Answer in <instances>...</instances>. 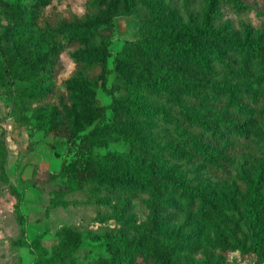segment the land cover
I'll use <instances>...</instances> for the list:
<instances>
[{"label":"rangeland","instance_id":"obj_1","mask_svg":"<svg viewBox=\"0 0 264 264\" xmlns=\"http://www.w3.org/2000/svg\"><path fill=\"white\" fill-rule=\"evenodd\" d=\"M7 1L28 6L34 0ZM87 1L51 0L45 14L82 16ZM239 1L246 11L230 10L222 0H152L149 2L167 16H154L144 10L146 7L137 6L134 13L119 15L114 20L108 88L120 82L114 71L116 55L126 43L143 38V27L182 40L186 37L190 44L199 39L202 48L229 50L245 57L240 71L244 76L243 87L253 103L244 114L247 118L255 115L257 122L253 137L237 140L225 175L204 174L199 169L200 163L191 167L176 148L172 132L166 126L152 128L156 116L162 113L187 128L210 116L207 107L174 94L172 87L164 97L156 96L139 104L148 115L145 139L170 151L167 165L176 175L164 193L170 200L174 218L164 222L161 232L166 236L165 243L176 248L180 256L178 264H264V223L258 218L264 208V79L259 61L248 56L247 47L264 33V0ZM6 24L0 15V31ZM5 49V45L0 47V264H63L61 260L67 256L61 231L68 227L83 233L82 245L72 255L73 264H102L110 257L108 229L151 245L150 231L155 222L146 195L135 197L95 185H81L73 176L61 172L62 164L74 157L72 149L66 138L53 137L42 130L29 104L21 100V94L31 83L10 81L4 75ZM61 61L63 69L57 89L44 105L61 106L68 101L66 83L76 68L72 48L62 52ZM136 62L141 64L138 71L142 81H175L179 75L172 68H156L146 56L136 54ZM97 100L101 105H110L112 97L99 87ZM113 117L109 109L107 121ZM225 138L215 140L212 146L227 151ZM128 149L126 142L118 140L98 152ZM180 185L211 194L216 225L198 217L196 208L176 194L174 189ZM130 261L137 264L136 256Z\"/></svg>","mask_w":264,"mask_h":264},{"label":"trees","instance_id":"obj_2","mask_svg":"<svg viewBox=\"0 0 264 264\" xmlns=\"http://www.w3.org/2000/svg\"><path fill=\"white\" fill-rule=\"evenodd\" d=\"M149 1L152 0H88L82 16L66 17L58 12L45 14L51 0H34L28 6L0 0V15L7 21L0 31V47H6L4 75L10 81L31 83L21 94V100L29 104L42 130L67 139L74 157L62 164L61 172L73 176L81 185H95L135 197L146 195L152 208L155 222L150 231L152 244L136 242L115 229H108L111 255L102 264H131L132 256H136L137 264H178L180 258L176 248L165 243L166 236L161 232L164 222L174 218L170 200L164 197L166 186L176 179L167 165L170 151L145 139L148 115L139 107L140 103L156 96L162 98L172 87L174 94L209 109L208 118L187 128L164 113L156 116L152 127L157 130L166 126L190 166L200 163L199 169L208 175L228 173V161L231 151L237 149V140L253 137L257 122L255 115L247 118L244 114L253 103L243 87L244 76L240 71L245 57L229 50L202 48L198 35L195 36L198 41L190 44L186 37L182 40L143 27V38L126 43L116 55L114 71L120 82L107 87L114 20L119 15L134 13L137 6L146 7L144 10L154 16H167ZM222 1L230 10H247L239 0ZM68 47L73 49L76 62L66 83L68 101L61 106L44 105L57 89L63 69L61 55ZM247 47L248 56L259 61L264 79V33ZM133 50L137 56H146L156 68L176 70L177 79L142 81L138 71L141 64L136 62ZM99 87L112 97L110 105L98 102ZM33 103L37 106L33 107ZM109 109L114 114L111 121H107ZM223 136L227 151L212 146ZM118 140L128 144V151L98 152ZM174 191L196 208L198 217L216 225L218 219L214 216L216 209L211 194L182 185ZM258 218L264 223V208ZM61 239L67 256L61 262L73 264L72 255L82 245L83 233L75 227L64 228Z\"/></svg>","mask_w":264,"mask_h":264}]
</instances>
